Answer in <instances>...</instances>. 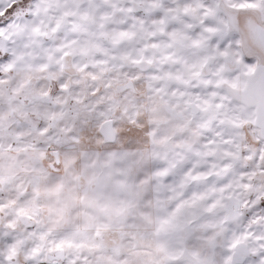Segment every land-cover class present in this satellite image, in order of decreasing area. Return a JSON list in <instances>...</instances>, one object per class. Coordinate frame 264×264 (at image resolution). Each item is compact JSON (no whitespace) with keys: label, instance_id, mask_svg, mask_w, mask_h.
I'll use <instances>...</instances> for the list:
<instances>
[{"label":"clouds","instance_id":"obj_1","mask_svg":"<svg viewBox=\"0 0 264 264\" xmlns=\"http://www.w3.org/2000/svg\"><path fill=\"white\" fill-rule=\"evenodd\" d=\"M0 264H264V0H0Z\"/></svg>","mask_w":264,"mask_h":264}]
</instances>
